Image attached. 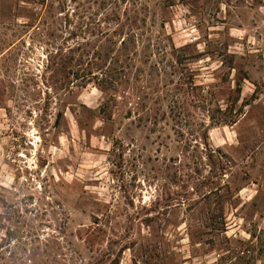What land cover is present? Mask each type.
Instances as JSON below:
<instances>
[{"label":"rangeland","instance_id":"374dc122","mask_svg":"<svg viewBox=\"0 0 264 264\" xmlns=\"http://www.w3.org/2000/svg\"><path fill=\"white\" fill-rule=\"evenodd\" d=\"M134 1L150 59L117 105L102 111L93 83L52 88L46 33L94 40L88 24L114 28L106 17ZM207 147L232 166L211 193ZM219 199L226 224L204 228ZM95 216L106 235L92 251L78 234ZM60 226L92 264L125 243L120 264H264V0H0V264H34V234Z\"/></svg>","mask_w":264,"mask_h":264},{"label":"trees","instance_id":"16d2710c","mask_svg":"<svg viewBox=\"0 0 264 264\" xmlns=\"http://www.w3.org/2000/svg\"><path fill=\"white\" fill-rule=\"evenodd\" d=\"M133 5L134 7L130 10L134 14L129 13L130 10H125L123 13L125 17L118 13L106 17L108 21H116L114 28L102 30L100 23L97 24L98 27L88 24L87 31L93 29L92 33L96 36L94 40L86 36H82L80 39L79 34L74 31L70 35H57L55 32L46 33L47 40L40 41H43L47 47L45 50L44 76L50 86L62 90L64 96H72L77 88H85L88 84L93 83L99 90L109 96L102 104V111L105 112L113 105H117V98L123 96L130 88L133 70L135 69L139 80L143 74L144 65L150 59V45H140L139 34L137 33V30L141 29L140 21L146 22L147 16L146 14L139 16L144 12V8L142 6L138 7L135 1ZM185 47H188V45ZM174 51H176L173 52V56H176V62L182 63L184 55L177 54L176 49ZM148 52L149 54H147ZM141 54H143V59L138 57ZM201 56L202 53H198L195 58L200 59ZM152 66L161 75L159 64L155 62ZM188 83V87L193 89L196 95H206L203 84H196L193 79ZM241 90L242 82L238 80L237 91L240 93ZM174 94H176V90H174ZM239 99L240 97H237L236 102ZM230 108L232 112L233 106ZM241 112L242 108L240 107L225 124L233 125L236 123ZM58 114L61 116L63 112L60 111ZM207 135L206 132L205 136L207 137ZM207 149L209 151L207 155L212 165V185L214 184L210 189L211 193L224 186L222 182L232 166L227 154L222 149L209 147ZM210 193L208 196H210ZM208 204L209 206L204 211V213L206 212V220L203 227L218 228L219 223L226 224L221 199L214 202L209 201ZM149 211H157V208L152 206ZM145 222L146 226L153 227L152 218H147ZM193 230L188 233L194 246L198 242L193 241L194 237L197 236L195 233L197 231ZM82 231L80 230L78 236L86 242L92 251H94L96 245L105 240L106 231L100 226L98 216L94 217L92 226ZM198 232H200V235L207 233L204 231ZM15 234L14 231L12 232L8 228L6 235L10 239ZM34 235L35 252L31 260L34 264H92L82 258L79 251L74 248L72 241L65 237V232L61 229V226L47 236H43L39 231ZM19 241L25 245L23 250H26L27 242L23 239H19ZM127 248H130V245L125 243L116 252L113 245H110L107 253L98 258L96 264H120L121 255ZM210 249L213 250L214 247ZM24 260L25 258L17 257L15 262H19L16 264H25Z\"/></svg>","mask_w":264,"mask_h":264}]
</instances>
